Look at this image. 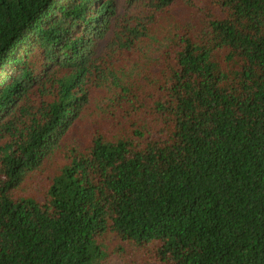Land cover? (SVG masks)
I'll use <instances>...</instances> for the list:
<instances>
[{"label":"trees","instance_id":"1","mask_svg":"<svg viewBox=\"0 0 264 264\" xmlns=\"http://www.w3.org/2000/svg\"><path fill=\"white\" fill-rule=\"evenodd\" d=\"M114 257L264 264V0H0V264Z\"/></svg>","mask_w":264,"mask_h":264},{"label":"rangeland","instance_id":"2","mask_svg":"<svg viewBox=\"0 0 264 264\" xmlns=\"http://www.w3.org/2000/svg\"><path fill=\"white\" fill-rule=\"evenodd\" d=\"M202 4H203L204 11H205L208 8V5L210 4V0H202ZM185 8L187 10H185L186 12H185V14H183V16L186 17V18H188L191 21V23L194 22L195 19H196L195 16L197 14V12L194 9L195 6L194 7H191L190 6V3H189V4H186L185 5ZM189 10H191V11L189 12ZM198 16H201V14H199ZM125 64L127 66L126 70L129 71L130 74L132 72H135L136 71V68L130 67V64H129V61L128 60L125 61ZM93 106H95V102L94 103H91L90 105H88L85 108V111L84 112L85 113H88V114L90 113V115H88L87 117H85L84 118L85 120L83 119L84 120L83 123L87 124L91 120L92 112H94L93 110H91ZM79 125H80V123L78 124V126L76 127V129L79 127ZM76 129L74 131H76ZM85 130L88 131L89 128L88 127H83L81 129V133H83ZM71 133H72V131L69 132V134H71ZM53 153H54V151L52 152V154L50 155L49 159L47 160V163L52 158ZM22 186L26 187V185H22ZM107 264H126V263H125L124 259H121L119 257H114L111 260H109V262Z\"/></svg>","mask_w":264,"mask_h":264}]
</instances>
